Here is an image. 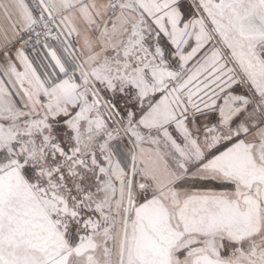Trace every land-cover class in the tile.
Masks as SVG:
<instances>
[{
	"label": "snow or ice",
	"instance_id": "1",
	"mask_svg": "<svg viewBox=\"0 0 264 264\" xmlns=\"http://www.w3.org/2000/svg\"><path fill=\"white\" fill-rule=\"evenodd\" d=\"M0 264H264V0H0Z\"/></svg>",
	"mask_w": 264,
	"mask_h": 264
}]
</instances>
